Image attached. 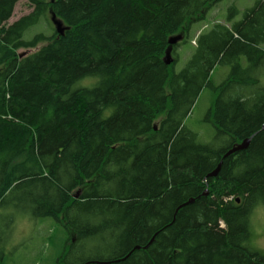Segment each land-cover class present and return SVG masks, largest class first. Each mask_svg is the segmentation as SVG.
Listing matches in <instances>:
<instances>
[{"label": "trees", "instance_id": "1", "mask_svg": "<svg viewBox=\"0 0 264 264\" xmlns=\"http://www.w3.org/2000/svg\"><path fill=\"white\" fill-rule=\"evenodd\" d=\"M20 1L0 0V222L55 219L59 264H264L249 245L264 205V0L240 21L231 6L178 73L177 47L222 0H27L9 24ZM51 13L64 35L25 40ZM218 66L231 71L216 85ZM205 89L212 143L186 124Z\"/></svg>", "mask_w": 264, "mask_h": 264}, {"label": "rangeland", "instance_id": "2", "mask_svg": "<svg viewBox=\"0 0 264 264\" xmlns=\"http://www.w3.org/2000/svg\"><path fill=\"white\" fill-rule=\"evenodd\" d=\"M257 0H222L208 14L206 21L197 23L192 27L190 38L179 47L176 52L179 61L174 67V72H180L193 56L197 37L202 31L208 30L215 23H225L229 14V8L236 6L240 13L235 21H240L246 9L251 8ZM33 11L27 0H21L15 9L9 24L17 21L24 15ZM55 26L52 23L51 14L48 20H43L38 25L28 30L25 40H30L38 33L50 36ZM182 41V40H181ZM264 48V45L262 46ZM175 56H173L174 58ZM244 64L246 62L244 61ZM231 69L228 66H218L212 75L216 85L221 84L229 75ZM262 86H264V71L260 75ZM96 83L95 79H87L82 85L91 87ZM214 96L210 89H205L200 96L198 104L187 120V126L198 134L201 143H212L216 133L213 125L206 121L207 113L213 103ZM66 230L52 218L33 219L24 217L17 220L13 226L7 221L0 222V255H3L2 264H59L58 260L64 251L68 240ZM250 247L264 254V205H258L251 216ZM95 252L86 257H94Z\"/></svg>", "mask_w": 264, "mask_h": 264}, {"label": "water", "instance_id": "3", "mask_svg": "<svg viewBox=\"0 0 264 264\" xmlns=\"http://www.w3.org/2000/svg\"><path fill=\"white\" fill-rule=\"evenodd\" d=\"M51 16H52V23L55 26L56 32L59 35H64L65 28L63 26V23L60 20H58L54 14L51 13ZM181 40H183V36L178 35V36L172 37L170 39L169 43H170V45H175L178 42H180ZM171 61H172V57H171L170 53H168V55L166 57V62H167V64H170ZM250 141H251V139L245 140L244 142H242L241 144H239L235 148L231 149L227 154H225L224 159L229 157L231 154H233L235 152H239L241 150L247 149L249 144H250ZM222 164H223V162L220 163L219 167L213 173H211L209 177H211V178L217 177L219 172H220V169L222 167ZM75 197L77 198L78 196H75ZM136 249H139V247H137ZM89 263H91V262H89Z\"/></svg>", "mask_w": 264, "mask_h": 264}]
</instances>
